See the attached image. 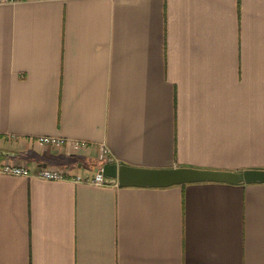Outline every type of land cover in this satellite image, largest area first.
<instances>
[{"label":"crops","instance_id":"1","mask_svg":"<svg viewBox=\"0 0 264 264\" xmlns=\"http://www.w3.org/2000/svg\"><path fill=\"white\" fill-rule=\"evenodd\" d=\"M0 150L87 179L264 168V0H0ZM0 264H264V182L0 174Z\"/></svg>","mask_w":264,"mask_h":264},{"label":"water","instance_id":"2","mask_svg":"<svg viewBox=\"0 0 264 264\" xmlns=\"http://www.w3.org/2000/svg\"><path fill=\"white\" fill-rule=\"evenodd\" d=\"M12 153L0 150V156ZM101 172L105 181L117 182L119 185L166 187L198 181H216L227 183L264 182V168H246L239 171L214 170L177 166L170 168H145L128 166L113 162L107 158Z\"/></svg>","mask_w":264,"mask_h":264},{"label":"built area","instance_id":"3","mask_svg":"<svg viewBox=\"0 0 264 264\" xmlns=\"http://www.w3.org/2000/svg\"><path fill=\"white\" fill-rule=\"evenodd\" d=\"M35 141L38 145L41 146H66L70 149V151H77L81 148L87 147L88 145V142H86L85 140L53 135H38L36 136ZM106 155L107 149L103 144H100L98 157L100 159H104ZM0 174H10L16 176H36L48 180H73L75 182H90L96 185H102L106 183L101 169L96 171L90 179H87L81 177L80 175H70L67 171L61 170L57 167H39L35 171H31L25 164L9 161L0 162Z\"/></svg>","mask_w":264,"mask_h":264}]
</instances>
